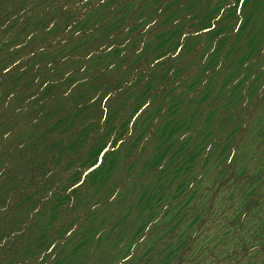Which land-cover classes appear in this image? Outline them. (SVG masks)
Masks as SVG:
<instances>
[{
	"label": "rangeland",
	"instance_id": "1",
	"mask_svg": "<svg viewBox=\"0 0 264 264\" xmlns=\"http://www.w3.org/2000/svg\"><path fill=\"white\" fill-rule=\"evenodd\" d=\"M0 264H264V0H0Z\"/></svg>",
	"mask_w": 264,
	"mask_h": 264
}]
</instances>
